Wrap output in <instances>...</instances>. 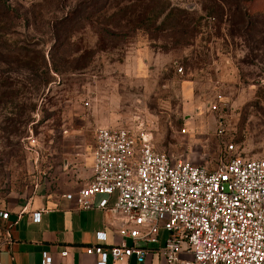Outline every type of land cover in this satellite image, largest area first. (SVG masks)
<instances>
[{
    "label": "rangeland",
    "instance_id": "1",
    "mask_svg": "<svg viewBox=\"0 0 264 264\" xmlns=\"http://www.w3.org/2000/svg\"><path fill=\"white\" fill-rule=\"evenodd\" d=\"M112 1L129 9L100 18L110 29L117 31L123 16H132L129 28H136L146 10L176 8L197 32L186 44L170 30L144 29L102 44L96 23L82 21L68 48L79 53L68 65L65 54L57 55L59 71L39 92L25 72L0 61V210L40 187L81 185L99 128L143 132L158 152L210 171L230 144L236 155L264 159V43L232 35L229 18L208 16L203 0H160L152 10L144 6L149 0ZM79 3L0 0V54L13 61L5 49L31 44L49 60V23ZM6 230L0 221V248Z\"/></svg>",
    "mask_w": 264,
    "mask_h": 264
},
{
    "label": "built area",
    "instance_id": "2",
    "mask_svg": "<svg viewBox=\"0 0 264 264\" xmlns=\"http://www.w3.org/2000/svg\"><path fill=\"white\" fill-rule=\"evenodd\" d=\"M235 150L230 144L225 160L210 171L158 152L143 132L99 128L93 176L65 197L80 210L119 216L121 241L105 248L107 236L99 233V244L86 253L96 255L97 264L133 256L144 264L147 246L161 245L157 254L167 264H264V159ZM33 220L39 223L41 213ZM43 257L53 264L47 253Z\"/></svg>",
    "mask_w": 264,
    "mask_h": 264
},
{
    "label": "crops",
    "instance_id": "3",
    "mask_svg": "<svg viewBox=\"0 0 264 264\" xmlns=\"http://www.w3.org/2000/svg\"><path fill=\"white\" fill-rule=\"evenodd\" d=\"M93 166L92 155L90 172L79 186L69 184L60 191L40 187L32 195L13 200L1 208L0 212L8 213L9 217L7 220L0 217L7 228L0 248V264H44V253L51 256L53 264H97L98 257L86 253L89 247L99 244L97 234H106L107 240L102 244L105 248L120 243L118 230L122 219L119 216L99 209L80 210L74 200L65 197L89 182ZM35 213H41L39 223L33 220ZM128 244L133 245L131 240ZM160 247L147 246L151 252L144 264H167L157 254ZM65 251L68 255L63 257ZM108 264H136V258L109 259Z\"/></svg>",
    "mask_w": 264,
    "mask_h": 264
},
{
    "label": "trees",
    "instance_id": "4",
    "mask_svg": "<svg viewBox=\"0 0 264 264\" xmlns=\"http://www.w3.org/2000/svg\"><path fill=\"white\" fill-rule=\"evenodd\" d=\"M203 1V3H206L204 10H208V16L214 19L219 17L220 21L224 16L229 18L230 28L233 31L232 35L247 41H256V43H259L260 40L264 43V0ZM144 2L145 0H143V3ZM115 3L116 2L112 0H80L79 5H77L74 10L67 13L63 18L56 19L52 23H49L48 33L52 40L49 60L45 50H37L31 48V44H25L21 46L17 45L13 49L9 46L5 51L9 53L8 55H16L14 60L12 61L9 57L5 58L6 55L1 53L0 61L8 65H15L16 71L25 72L28 75V79H32V81L38 83L36 90L39 92L41 88L47 87L52 82L50 72L53 71L54 73H58L59 71L55 66L57 55L65 54V63L68 65L72 63L71 58L79 53L75 52L74 54H70L68 48L72 45V39L75 33L78 32L76 25L82 21L90 25L96 23L98 26L97 33L100 36V42L102 41V44L107 41L108 38H126L130 31L139 29H144V31L149 33L152 31L170 30L173 36L178 37L177 43L186 44L189 39L194 37V33L196 34L197 32L196 30L190 29V24H188L186 18L187 12L180 9L176 10V8H172L171 10L162 8L161 11L149 12L143 7L140 8V10H146V12H144V14L141 13V16H139L140 18L142 17V19L138 20V27L129 28L134 23L132 16H123L121 20L117 22V31L110 29L100 23V18L107 15L110 10H119L118 15L120 14L119 16H121L126 14V12L123 13V10L129 9L127 7L122 8L117 4L115 6ZM159 3L160 0H149L144 6L149 9L151 4H155L157 7ZM176 11L178 15L175 16ZM4 13L8 15L7 11ZM114 16H116V14ZM111 17L113 16H110V19H112ZM173 17L174 19L171 20ZM161 19H163L162 23L157 26ZM169 21H171L170 27L166 29L163 25ZM121 22L125 23L126 26L121 24ZM38 42V40L35 42V47L38 45ZM13 94L15 93L11 92L10 96Z\"/></svg>",
    "mask_w": 264,
    "mask_h": 264
}]
</instances>
